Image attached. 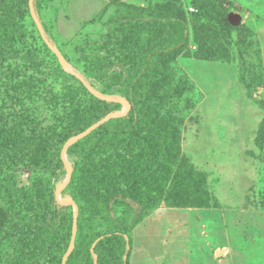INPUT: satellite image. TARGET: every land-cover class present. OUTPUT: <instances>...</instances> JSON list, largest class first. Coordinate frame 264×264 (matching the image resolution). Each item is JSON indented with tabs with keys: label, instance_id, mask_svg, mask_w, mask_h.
<instances>
[{
	"label": "rangeland",
	"instance_id": "obj_1",
	"mask_svg": "<svg viewBox=\"0 0 264 264\" xmlns=\"http://www.w3.org/2000/svg\"><path fill=\"white\" fill-rule=\"evenodd\" d=\"M118 2L34 0L61 57L30 0L24 39L0 33L21 56L0 61V264H210L202 241L226 260L254 229L264 264V0ZM171 37L134 127L107 129L133 124L129 74Z\"/></svg>",
	"mask_w": 264,
	"mask_h": 264
},
{
	"label": "trees",
	"instance_id": "obj_2",
	"mask_svg": "<svg viewBox=\"0 0 264 264\" xmlns=\"http://www.w3.org/2000/svg\"><path fill=\"white\" fill-rule=\"evenodd\" d=\"M193 2L191 1L190 4ZM112 4H119L118 0H112ZM193 5V4H192ZM28 6V0H0V33H3L5 35L9 36H17L19 39H24V32L22 28L20 27V16L22 15L24 8ZM35 12L37 14V17L41 21V17L39 12L37 11L36 7H34ZM104 10L101 11L103 13ZM229 21V20H228ZM226 21L227 27L231 31H237L238 27H234L230 24V22ZM174 33V32H173ZM47 35V34H46ZM175 35V34H174ZM173 35V36H174ZM172 36V37H173ZM177 36V35H176ZM48 39L50 42L53 44L49 36L47 35ZM168 39L166 41H162L159 44L152 45L151 43L147 45L144 50L146 51V54L149 53V55H146L133 69V73L129 74L130 81L127 84L128 87V101L130 103V108H131V115L133 117V124L130 127H123L121 122L119 120H113L112 123L107 125V129L110 131L121 134V133H126L130 131L134 125L136 124L137 120L140 118L144 111V106L146 103V94L144 96L135 94V85L140 79H144L145 73L149 70L150 64H151V59L155 57L158 54L164 53V54H170L178 50V44L176 43V40L174 39ZM20 53L18 51H13L8 48H2L0 49V61L5 62L9 59H17L20 58ZM199 59H203L202 57H198ZM123 78L120 77L119 80L121 81ZM156 78H150L148 85H147V90L150 91V89L154 86V81ZM80 127L76 128H71L67 129L66 131H62L60 133H57L52 141L50 142V146L53 147L55 142L60 138L63 137L66 134H74V136L79 132ZM87 145V142H83L82 146ZM41 162V160H40ZM10 204V202H7ZM156 204H153V206ZM143 215L138 216V217H130L127 219V231H126V238H127V246L131 249L132 246V233L133 230L140 225L143 220H144ZM100 237L99 234H95V238ZM127 254V253H125Z\"/></svg>",
	"mask_w": 264,
	"mask_h": 264
},
{
	"label": "crops",
	"instance_id": "obj_3",
	"mask_svg": "<svg viewBox=\"0 0 264 264\" xmlns=\"http://www.w3.org/2000/svg\"><path fill=\"white\" fill-rule=\"evenodd\" d=\"M201 214L207 215L204 212H202ZM209 214H211V213H209ZM244 214L247 215L246 213H244ZM251 215H253L255 217L258 216V215H254V214H251ZM245 231H249V230H245ZM258 233H259V230H255V229L254 230H251L250 231V234L251 235L253 234V235L252 236H249V239L248 240L247 239H244L242 242H240V246L237 245V244L235 245L231 241V238L228 237V239H226V241H225V247L227 248V255L225 257L226 260L219 259L217 257L218 256V253H219V250L218 249L217 250H213V248L215 246H217V243L216 242L215 243H213V241L207 242L206 240L203 239L204 241H202V242H204V244L207 246L206 249H202V250H204V254L203 255L207 259V262H210V264H218V263H221V260L222 261L223 260L226 261L225 264H250L251 262H249L248 260L253 255H249V253H247L246 247H257L255 245L256 244L258 245L259 239H255L257 237L254 236V234H258ZM200 238H202L201 235H200ZM211 242L214 245L213 244L212 245L209 244ZM214 251H215V253H214ZM171 253H172L171 251L169 252V254L167 253V256H170Z\"/></svg>",
	"mask_w": 264,
	"mask_h": 264
},
{
	"label": "water",
	"instance_id": "obj_4",
	"mask_svg": "<svg viewBox=\"0 0 264 264\" xmlns=\"http://www.w3.org/2000/svg\"><path fill=\"white\" fill-rule=\"evenodd\" d=\"M30 7H31L32 14H33L34 19H35V21H36V23H37V25H38V27H39L40 34H41V36H42L44 42H45L50 48H52V49L55 51V53H56L59 57H61L60 51L58 50V48H56V47L50 42V40L48 39V37H47L45 31H44L43 28H42L41 21H40L39 18L37 17V14H36L35 9H34V0H30ZM228 20H229L230 24H231L232 26H234V27L239 26L240 23H241V17L238 16V15H230L229 18H228ZM127 106H128V108H130V104H129V103L127 104Z\"/></svg>",
	"mask_w": 264,
	"mask_h": 264
},
{
	"label": "built area",
	"instance_id": "obj_5",
	"mask_svg": "<svg viewBox=\"0 0 264 264\" xmlns=\"http://www.w3.org/2000/svg\"><path fill=\"white\" fill-rule=\"evenodd\" d=\"M190 10L193 11V8H191Z\"/></svg>",
	"mask_w": 264,
	"mask_h": 264
}]
</instances>
